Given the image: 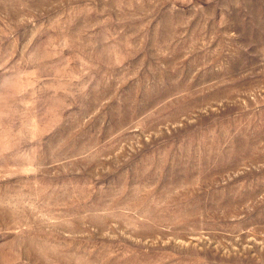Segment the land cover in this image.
<instances>
[{
    "label": "rangeland",
    "instance_id": "1",
    "mask_svg": "<svg viewBox=\"0 0 264 264\" xmlns=\"http://www.w3.org/2000/svg\"><path fill=\"white\" fill-rule=\"evenodd\" d=\"M0 264H264V0H0Z\"/></svg>",
    "mask_w": 264,
    "mask_h": 264
}]
</instances>
